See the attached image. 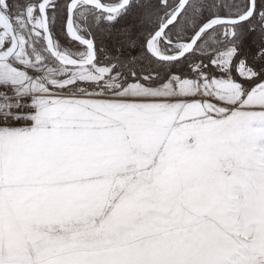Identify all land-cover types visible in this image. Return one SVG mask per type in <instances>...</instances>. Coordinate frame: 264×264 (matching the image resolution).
<instances>
[{"label": "snow or ice", "instance_id": "snow-or-ice-1", "mask_svg": "<svg viewBox=\"0 0 264 264\" xmlns=\"http://www.w3.org/2000/svg\"><path fill=\"white\" fill-rule=\"evenodd\" d=\"M0 264H264V0H0Z\"/></svg>", "mask_w": 264, "mask_h": 264}]
</instances>
